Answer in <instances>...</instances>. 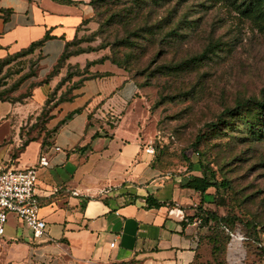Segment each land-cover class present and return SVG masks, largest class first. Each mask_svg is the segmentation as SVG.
Wrapping results in <instances>:
<instances>
[{
  "label": "rangeland",
  "instance_id": "1",
  "mask_svg": "<svg viewBox=\"0 0 264 264\" xmlns=\"http://www.w3.org/2000/svg\"><path fill=\"white\" fill-rule=\"evenodd\" d=\"M252 1L80 0L93 14L84 27L83 47H104L89 56L107 55L116 60L136 88L121 113L89 115L87 125H95L97 135L119 127L114 139L104 137L95 142L99 148L110 144L113 156L95 153L85 167L98 176L111 166L136 181L159 173L163 178L158 180L184 189L185 182L201 174L199 161L206 164L216 172L218 181L228 180L230 187L222 188L217 197L215 188H210L204 206L225 216L230 221L228 231L243 242L250 259L264 264V118L249 109L240 116L224 112L251 98L264 97V0L253 2L251 12L243 13ZM12 2L18 5L17 0ZM86 60L77 64L83 68ZM30 64L35 76L19 81L21 67L16 64L0 75V90L22 98L14 105L0 101V141L8 135L5 143L20 137L22 144L43 134V127L52 129L69 113L51 107L61 91L66 92V98L72 96L71 88L80 77L66 82L58 95H50L51 103L41 113L52 91L45 99L37 96V103L28 104L34 85L46 76L39 75L40 59ZM24 69L28 71L27 65ZM67 70L68 64L58 78ZM71 70L78 72L79 68ZM25 96L30 97L23 99ZM3 112L9 113L10 121L3 119ZM84 116L76 114L73 123L79 125ZM221 116L222 123L211 128L209 124ZM198 136H202L199 142ZM152 147L153 152L149 151ZM7 150L5 144L0 157ZM107 176L97 178L103 182ZM93 178L94 188L103 187ZM168 193L163 190L160 195ZM194 194V204H198L200 195ZM9 229L14 235L30 234L14 214L9 215L6 235Z\"/></svg>",
  "mask_w": 264,
  "mask_h": 264
},
{
  "label": "crops",
  "instance_id": "2",
  "mask_svg": "<svg viewBox=\"0 0 264 264\" xmlns=\"http://www.w3.org/2000/svg\"><path fill=\"white\" fill-rule=\"evenodd\" d=\"M12 1L0 0L1 8L14 9L8 21L0 15V60L42 39L49 31L53 38L24 58L29 62L40 59L39 75L47 76L63 54L66 43L86 32L84 27L93 18L91 8L81 2L69 4L46 0L44 4L42 0H17L16 5ZM95 52L72 56L67 64L75 65L81 59H87V64L102 57L89 56ZM90 71H109L112 75L85 80L74 90L77 96L72 101L63 102L54 110L64 113L82 107L85 116L79 125L73 123L74 117L49 137L48 143L44 144L43 131L22 149H18L24 143L20 144V137L19 141L5 143L8 142L7 135L0 141V149L8 144L7 153L0 157V162L12 161L15 167L24 169L38 165L43 154L49 159V164L39 169L36 190L42 202L40 215L47 222L46 233L33 238L31 232L14 235V230L9 229V234L0 240V263L263 264L252 261L243 242L228 229V241L215 243L208 237L212 233L210 225H203L201 218L189 219L197 212L202 199L200 192V200L194 204L197 191L158 180L163 178L159 173L151 175L150 179L138 177L136 181L123 177L110 166L103 174H98L99 177L108 175L109 179L102 182L93 169H86L87 161L95 153L106 158L113 156L109 152L110 144L99 148L95 142H101L104 137L114 139L119 127L97 135L95 125H87L89 115L93 112L96 117L109 112L119 114L136 92L125 70L109 60L92 65ZM61 78L56 75L48 83L37 86L28 104L37 103V96L45 99ZM66 107L69 109L65 110ZM8 114L5 112L3 119L10 121ZM82 135H85L83 139ZM78 143L80 147H77ZM56 146H60L61 151H57ZM84 146H88L87 149L81 150ZM148 162L146 164L150 166V160ZM93 177L99 184L102 182L103 187L94 188ZM149 183L151 189L147 186ZM163 190H169V193L160 195ZM149 195L167 204L149 208L146 200ZM191 205L197 208L188 209ZM113 242L115 246H111Z\"/></svg>",
  "mask_w": 264,
  "mask_h": 264
},
{
  "label": "trees",
  "instance_id": "3",
  "mask_svg": "<svg viewBox=\"0 0 264 264\" xmlns=\"http://www.w3.org/2000/svg\"><path fill=\"white\" fill-rule=\"evenodd\" d=\"M58 1L63 2V3H69V4L80 3V0H58ZM258 1H260V0L252 1L250 4H248L242 10V12L243 13H250L252 10L253 2H258ZM0 13H1L0 15L4 18V20L8 21L10 19L11 14L14 13V9H12V8H1L0 7ZM85 21L87 22L88 20H85ZM83 37H84V35L82 37L75 36V38L73 40L68 41L66 43L65 50H64L63 54L61 55L60 59L58 60L57 64L54 66L52 71L46 76V78L42 79L40 82H38L34 85V89L37 86H40L44 83H48L53 76L59 75L61 73V70L67 64V61L70 57L75 56V55H79V54L85 53V52L98 51V50L104 48V47H91V48L90 47L89 48L83 47V42H84ZM51 38H53V36L50 34L49 31H47L45 36L42 39L34 41L28 47L23 48L22 50L14 53V54H9L7 57L1 59L0 60V75L3 74V71L6 67L9 69L10 67H12L16 64L17 67H21V68H19L20 70H18L19 71L18 74L20 75L19 81H21L22 79H25V77L35 76L36 72L32 69V67H31L32 65L30 64L31 62L35 63V61L29 62V60L24 59V58L27 57L28 55L33 54L37 48L42 47L43 44ZM73 49H76V50H73ZM107 60L112 61L113 64H115L121 68V65L116 60H112L107 55H103L102 57L95 59L93 61H88L84 68H81L79 64H75V65L68 64V70H67L65 76H63L61 78V80L57 83V85L55 86L53 91L49 94V98L46 99L41 113H44V111L46 109L45 107L48 105V103H51V102H49L50 101V95H54V96L58 95V92L61 90L63 85L66 82L69 83L75 76H78L80 78L77 80L78 82L76 84H74V86L71 88L72 89L71 91H73L72 96L69 98H66V92L62 91L59 94V97L54 99V101H56V102L53 103L51 110H53V109L55 110L63 102L72 101L77 96L74 94V90L80 88L82 83L85 80L95 78V77L112 75V73L109 71L103 72V73L90 71V67L92 65H95L97 63H104ZM25 65H27V67H28L27 72H24L25 71V69H24ZM74 66H77L79 68L78 72H72L71 68ZM30 96H32V95H30ZM30 96H25L23 99H28ZM21 99L10 97L7 95L5 90H0V101H9L11 103H17V102H22ZM244 103H246V104H239L235 108L226 109L224 111L225 114L240 116L244 113V111L246 109H249L250 111L252 110V111L257 112V117L264 118V97L262 99H259V100L255 99V98H251L249 100H246ZM82 111H83L82 107L74 109L73 111H70L52 129H49L48 127H43V131L45 132V138H46L44 140V144L48 143V138L52 137V135L57 133L63 124H65L67 121L73 119L76 114H80ZM222 121H223V118L221 116V117H219L217 122H211L209 125L211 126V128H215V127H217L218 124L222 123ZM94 138H96V135L93 136V139ZM32 139H34V138L26 140L20 146L19 149L24 148V146L27 145L28 142ZM201 139H202V136H198L197 142H199ZM87 147L88 146H84L81 148V150L87 149ZM194 150L196 151V153L198 155L201 154V152L198 150V148H195ZM199 165H200V169H201V175H195L183 184L185 188L193 189L197 192H200L202 195V199H201V202L198 206L197 212L194 215L189 216V219L193 220L195 218H201L202 219L201 223L203 225H210V229H211L212 233L208 237H210L211 241H213L215 243H226L228 241V238H229V233L227 232V227H229V226L227 224H229L230 221H228L225 216H221L220 214H218L216 211L208 209L207 207H204V204L206 202L204 195H206L208 193V190L210 188H215V192H216L215 194L217 197L222 188H229L230 187V183L228 182V180H225V179L218 181V179L216 177V172L212 168L207 166L206 164H203L202 162L199 161ZM151 167H154V164ZM189 169H190V171H192L194 169V164L192 162L189 165ZM146 200H147V207H149V208H152V207L160 208V207L167 204L166 201H160L157 198H155L153 195H149L146 198Z\"/></svg>",
  "mask_w": 264,
  "mask_h": 264
},
{
  "label": "built area",
  "instance_id": "4",
  "mask_svg": "<svg viewBox=\"0 0 264 264\" xmlns=\"http://www.w3.org/2000/svg\"><path fill=\"white\" fill-rule=\"evenodd\" d=\"M55 149L61 151L60 146ZM149 151L153 152L154 148ZM48 164L46 154L41 155L38 165L24 169L15 167L12 161L0 162V240L6 236L10 214L30 230L33 238L45 235L47 222L40 215L42 202L36 190L39 169ZM111 246H115V242Z\"/></svg>",
  "mask_w": 264,
  "mask_h": 264
}]
</instances>
